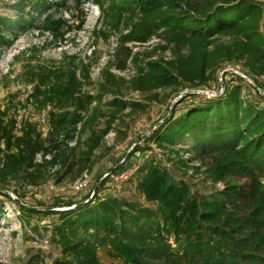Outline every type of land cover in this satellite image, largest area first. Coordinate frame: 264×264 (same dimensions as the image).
<instances>
[{
  "label": "trees",
  "instance_id": "16d2710c",
  "mask_svg": "<svg viewBox=\"0 0 264 264\" xmlns=\"http://www.w3.org/2000/svg\"><path fill=\"white\" fill-rule=\"evenodd\" d=\"M83 1L96 5L106 26L119 35L111 60L95 94L83 90L90 82V64L81 62L78 68L74 58L24 70L31 86L29 108H0V195L15 202L11 191L23 204L19 187H39L48 169L75 171L73 181L91 171L105 137L121 134L116 127L124 118L146 109L128 101L129 92L145 95L148 103H166L174 96L169 117L144 143L174 154L181 168L202 170L206 181L223 185L221 190L192 192L172 179L152 151L135 175L136 191L152 207L101 197L102 187L127 165L135 147L113 174L96 177L99 186L92 197L94 188L78 202L56 198L50 207L17 204L18 211L28 217L57 215L52 241L60 253L51 264H104L101 256L109 264H264V96L249 84L254 96L247 99L240 85L223 84L224 92L213 99L193 94L178 98L187 90L209 88L225 64L240 65L264 94L259 82L264 77L262 7L249 0ZM63 4L19 0L15 20L0 19V44H6L5 34L32 28L54 42L63 41L70 28L64 30L65 22L48 14ZM154 37L159 43L151 50L133 52L129 47L148 44ZM221 37L231 39L223 43ZM158 51L169 57L158 56ZM128 66V79L110 72V67L124 72ZM159 91L166 94L160 96ZM108 96L111 99L102 104ZM184 101L189 103L175 115ZM43 113L42 123L35 117ZM82 134H87L84 140ZM185 144L184 159L178 147ZM194 162L198 166H189ZM238 178L248 179L247 188L232 182ZM65 207L71 209H37Z\"/></svg>",
  "mask_w": 264,
  "mask_h": 264
},
{
  "label": "rangeland",
  "instance_id": "374dc122",
  "mask_svg": "<svg viewBox=\"0 0 264 264\" xmlns=\"http://www.w3.org/2000/svg\"><path fill=\"white\" fill-rule=\"evenodd\" d=\"M18 1L0 0V19L15 20L17 15L14 6ZM56 1L60 0H52V2ZM63 1L64 4L61 7L52 8L48 11V14H52L55 19H61L65 22L64 30L70 28L63 41L54 42L47 33L38 32L34 28L25 31L17 30L11 35L5 34L6 44H0V108L5 106L12 110L13 106L20 105L29 108L26 98L31 91V86L26 83L24 70L39 64L45 66L58 65L69 58L75 59L74 63L78 68H80L79 64L81 62L87 65L90 64V82L84 85L83 90L95 94V88L101 82L102 72L111 60L119 35L106 26L100 10L90 1L80 0L82 3L80 6L77 5V0ZM249 1L260 5L264 15V0ZM260 31L264 37V19L261 21ZM230 39V37H221L220 41L227 43ZM158 43L159 40L154 37L148 44L142 46L129 45V47H132L133 52H144L151 50ZM157 55L162 58L169 57L167 52L163 53L162 51H158ZM79 72L80 69L77 70L78 76ZM110 72L126 79L132 75L129 66L124 72H118L110 67ZM242 76L250 80L240 69V65L225 64L217 71L214 79L209 84V88L187 90L183 94L205 97L203 93L210 92L217 93L216 97H218L224 92V90L221 93L219 91L222 90V84L227 87L240 85L243 97L250 99L254 96V92L248 87L249 83ZM240 78L242 81H240ZM259 82L264 85V77ZM252 85H254L253 82ZM158 93L160 96L166 94L162 91ZM110 99L109 96L104 97L102 104ZM127 100L144 105L146 107L145 111L125 117L124 123L116 127V129L120 128L121 134L116 135L114 132H110L105 137L102 145L94 153V167L91 171H85L78 179L73 181L72 179L76 175L75 171L65 174L60 172L58 168L48 169L46 171L47 179L39 187L32 188L24 185L19 187L24 196L22 203L31 207L36 204H44L50 207L56 198L63 202L83 200L95 187L96 177L101 173H107L113 168L117 170L122 166V164L119 165V162L124 156H129V153L135 148H133L134 144L140 139L142 140L136 145L138 150L134 152L130 160L128 159L127 165H123L119 172L114 171L115 173H112L113 175L110 176L109 181L102 187L101 197L106 195L116 196L143 206L152 207L151 204L145 202L135 188V175L138 172L139 165L143 163V160L151 157L152 151L155 152L154 158L169 171L172 179L184 183L192 192L209 193L210 190L222 189V184L213 186L206 181L202 170L195 173L192 169L181 168L176 165L177 158L174 154L170 155L168 152L163 154L153 145L144 143L151 131L157 129L163 123L162 119L169 117L168 105L171 103L170 106L172 107L177 98L170 97L166 103L164 101L148 103L145 95L129 92ZM188 103L189 101H184L183 104L176 106L175 115L183 111ZM103 109L105 110V108ZM44 115L45 113L37 114L35 118L43 123ZM42 132L44 136V128ZM86 136L87 134H82V140ZM75 137L78 138V135ZM69 146H73V143H70ZM187 146L189 145L185 144L178 147L180 155L184 159L187 158V155L184 154ZM77 154L78 152L75 153L76 156ZM127 156L125 159L128 158ZM36 159L39 161L40 156H37ZM189 166H198V164L194 162ZM82 181L86 182V188L75 191L74 185ZM232 182L242 188H247L249 184L247 178L234 179ZM9 194L12 197L11 191ZM59 210L61 211V209ZM57 221L58 217L55 214L28 217L18 211L16 202L0 195V264H27L31 261L51 264L53 259L60 253L59 248L52 241V227ZM101 262L104 264L110 263L103 256H101Z\"/></svg>",
  "mask_w": 264,
  "mask_h": 264
},
{
  "label": "water",
  "instance_id": "95a60500",
  "mask_svg": "<svg viewBox=\"0 0 264 264\" xmlns=\"http://www.w3.org/2000/svg\"><path fill=\"white\" fill-rule=\"evenodd\" d=\"M253 87L259 92L260 95L264 96L263 92H262L261 90H259L255 85H253ZM222 90H224V85H223V84H222ZM185 95H186V93H184V94L182 93L178 98H181V97H183V96H185ZM153 131H154V130H153ZM141 140H142V139H140L138 142H136V143L134 144L133 148L136 147V145H137ZM126 156H127V155H126ZM126 156H124V157L121 159V161L119 162V165L122 164V163L125 161ZM114 171H116V168H113V169L109 170L107 173H105V174L103 175V177H102L101 179H103V178H105L106 176L112 174ZM98 186H99V182L96 183V185H95V187H94V189H93V193H92L91 197L96 193ZM91 197H90V198H91ZM11 198H12V199H13V200H14L19 206H26V205L21 204L20 201H19L14 195H12ZM86 202H87V201H86ZM77 206H80V204H78V205H76V206H74V207H77ZM27 207L35 208V207H31V206H27ZM37 209H38V210H45V211H52V210H55V211L58 210V211H60L59 209H61V211H62V210H69V209H71V208H69V207H65V208H59V209H52V208H37Z\"/></svg>",
  "mask_w": 264,
  "mask_h": 264
},
{
  "label": "built area",
  "instance_id": "2783aa9c",
  "mask_svg": "<svg viewBox=\"0 0 264 264\" xmlns=\"http://www.w3.org/2000/svg\"><path fill=\"white\" fill-rule=\"evenodd\" d=\"M242 78L246 79L244 76H242ZM247 82L252 85V82L248 79H246ZM221 81V79H220ZM222 86V85H221ZM222 89V88H221ZM220 93L223 91V90H219ZM203 95L205 96V98H214L217 96V93H210V92H204ZM86 182L85 181H82V182H78L74 185V190L75 191H81L82 189L86 188Z\"/></svg>",
  "mask_w": 264,
  "mask_h": 264
}]
</instances>
